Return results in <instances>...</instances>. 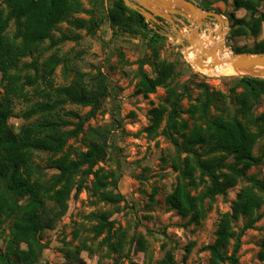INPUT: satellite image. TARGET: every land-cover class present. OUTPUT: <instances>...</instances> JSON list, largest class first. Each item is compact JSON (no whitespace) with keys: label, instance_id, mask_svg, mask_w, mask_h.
<instances>
[{"label":"trees","instance_id":"16d2710c","mask_svg":"<svg viewBox=\"0 0 264 264\" xmlns=\"http://www.w3.org/2000/svg\"><path fill=\"white\" fill-rule=\"evenodd\" d=\"M262 2L235 0L236 7L250 12L251 19L230 18L229 33L258 36L264 23V12L258 11ZM83 11L81 0H0V229L6 221L13 222L0 264L38 263L43 250L41 235L67 212L70 195L81 183L79 178L94 177L92 189L100 201L116 206L122 200L117 190L120 174L95 169L106 156L105 143L99 141L104 132L90 131L86 151L68 147L69 140L82 132V123L77 113L64 106L90 107V114L101 110L108 95L105 76L101 72L78 74L70 85L55 87L53 75L60 59L56 55L42 63L37 59L45 42L57 46L75 39L66 34L52 38L61 23L94 32L98 22L93 17L87 21L73 19ZM109 16L124 32L143 28L154 42L162 39L160 25L148 22L123 0H115ZM253 52L263 53L264 42ZM26 58L32 61L25 62ZM156 69V77H142L137 93L147 94L167 85L174 72L172 64L158 61ZM182 96L169 88L165 104L151 110L147 128L150 134L155 133L168 116L163 134L177 150L171 161L179 172V183L166 203L198 224L208 210L206 202L210 208L217 196L226 195L228 189L245 181L247 185L233 202L232 214L221 217L214 243L205 247L211 254L210 264H239L241 242L232 222L244 217L243 230L254 228L264 201V174H248L251 168L264 164V109L257 112L264 97V78L240 77L228 94L202 84L187 109L181 106ZM17 102H30L21 112L25 123L18 131L9 123ZM72 118L79 121L69 129ZM181 154L186 156L182 159ZM43 155L46 160L41 167L37 159ZM95 217L99 234L107 219L104 215ZM231 240L233 248L227 254ZM260 247L259 258L264 262V240Z\"/></svg>","mask_w":264,"mask_h":264},{"label":"rangeland","instance_id":"374dc122","mask_svg":"<svg viewBox=\"0 0 264 264\" xmlns=\"http://www.w3.org/2000/svg\"><path fill=\"white\" fill-rule=\"evenodd\" d=\"M190 1L199 9L216 13L229 22L228 28L227 23L216 19L205 20L200 31L205 41L223 33V49L233 56L257 53L253 50L264 42V23L258 36L229 33L230 18L251 19L250 12L237 8L235 0ZM81 3L84 11L73 19L87 21L93 17L98 22L94 32L61 23L53 31L52 38L55 40L66 34L76 36L75 39L57 46L45 42L37 59L39 63L50 55L60 59L53 75L55 87L70 85L78 74L101 72L105 76L108 95L101 110L90 114V107L64 106L65 110L77 113L82 123V132L69 140L68 147L71 151H86L90 131L104 132L99 141L105 143L106 156L95 169L100 167L120 174L117 190L122 200L116 206L100 201L92 189L94 177L79 178L81 183L70 195L67 212L41 235L43 250L37 264H210L211 254L205 247L214 243L221 217L232 214L233 202L247 184L239 181L226 195L217 196L210 208L206 202L205 217L198 224L189 222L188 217L170 209L166 203L167 196L179 183V172L171 161L177 150L163 134L168 116L155 133L150 134L147 128L151 125V110L165 104L169 88L183 94L181 106L187 109L199 95L202 84L210 90L228 94L241 76L223 74L236 73L232 69L210 74L194 65L198 55L195 45L180 39L169 20L157 18L162 39L154 42L146 29L124 32L112 23L109 15L115 0H81ZM258 11L264 12V2L260 3ZM172 20L183 28L174 17ZM236 50L241 52L236 53ZM191 51L197 54L193 59L188 57ZM24 61L31 62L32 58ZM158 61L172 64L174 68L167 85H160L147 94L137 93L144 75L157 76ZM257 78H264V75ZM184 89L187 90L184 92ZM29 105L30 102L16 103L9 120L16 131L25 123L21 112ZM263 109L264 97L257 112ZM78 121L70 119L68 128L73 129ZM185 156L181 154L182 159ZM45 160L43 155L37 162L44 167ZM51 172L48 170V175ZM248 174L262 176L264 164L251 168ZM200 191L201 188L197 193ZM257 214L261 218L251 229L243 230L244 217L232 222L233 231L240 236L239 264H264L259 258L264 240V201ZM101 215L107 219V225L102 233L96 234L99 221L95 216ZM12 224L8 220L0 229V254L8 248ZM232 248L233 240L227 247V254Z\"/></svg>","mask_w":264,"mask_h":264},{"label":"water","instance_id":"95a60500","mask_svg":"<svg viewBox=\"0 0 264 264\" xmlns=\"http://www.w3.org/2000/svg\"><path fill=\"white\" fill-rule=\"evenodd\" d=\"M125 4L138 11L142 16L145 17L147 21H153L159 23L157 18L171 21L173 28L179 36L180 39H184L188 44L195 45V49H200L201 29L203 28L204 22L207 19H216L220 23H227L229 28V22L223 20V18L213 12H207L199 9L190 0H123ZM181 16L183 19L178 18ZM172 17L179 23L182 27H179L173 20ZM188 30V33L185 30ZM224 46V45H223ZM216 49L211 48L207 51L206 56H201V58H196L194 65L204 69L211 68L217 64H221L220 61L216 60ZM207 56L214 58V62L210 66H206L204 62ZM228 63L231 64L232 68L236 70V73H223L227 75H237V76H248V77H258L264 75V53L255 54H239L233 56L232 60Z\"/></svg>","mask_w":264,"mask_h":264},{"label":"bare ground","instance_id":"6f19581e","mask_svg":"<svg viewBox=\"0 0 264 264\" xmlns=\"http://www.w3.org/2000/svg\"><path fill=\"white\" fill-rule=\"evenodd\" d=\"M225 25V24H223ZM219 34V32H218ZM202 38V35H201ZM223 45H224V41H223V33L219 35V37H214V35L211 36V40L210 41H205L202 38V42H200V49L197 50L198 51V55L196 54L195 51H191L188 54V57L193 59L195 57V55H197V58H201V56H206L207 51H209L211 48H215L216 49V60L220 61L221 64H217L211 68H204L203 71L210 73V74H215L218 72H223V71H228L230 69L234 70L231 66L230 63H228L229 61L232 60L233 55L231 54V52L224 50L223 49ZM207 46H211V47H207ZM207 60L204 62V64L206 66H210L213 64V62L215 61L213 57L211 56H207ZM235 72H237L236 70H234ZM260 71H264V69H261Z\"/></svg>","mask_w":264,"mask_h":264}]
</instances>
